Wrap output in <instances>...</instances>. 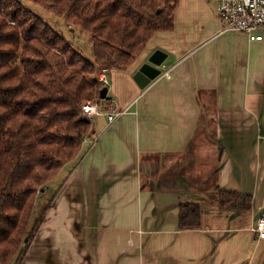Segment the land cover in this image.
Returning a JSON list of instances; mask_svg holds the SVG:
<instances>
[{
	"label": "crops",
	"instance_id": "0c3cea01",
	"mask_svg": "<svg viewBox=\"0 0 264 264\" xmlns=\"http://www.w3.org/2000/svg\"><path fill=\"white\" fill-rule=\"evenodd\" d=\"M177 2L172 31L126 71L108 69L92 141L42 192L17 264H264L252 231L264 213V32L220 31L216 0ZM154 50L161 73L139 88ZM217 188L249 196L250 210L220 209ZM182 203L200 208L198 228L179 229Z\"/></svg>",
	"mask_w": 264,
	"mask_h": 264
},
{
	"label": "trees",
	"instance_id": "16d2710c",
	"mask_svg": "<svg viewBox=\"0 0 264 264\" xmlns=\"http://www.w3.org/2000/svg\"><path fill=\"white\" fill-rule=\"evenodd\" d=\"M27 1L58 18H74L90 36L92 58L75 50L20 0H0V264L18 263L39 226L33 221L37 192L82 152L90 125L78 117L81 105L104 100L99 67L126 71L156 34L174 29L178 4ZM216 191L220 209L250 210L249 196ZM178 221L180 230L198 228L200 208L180 204Z\"/></svg>",
	"mask_w": 264,
	"mask_h": 264
},
{
	"label": "built area",
	"instance_id": "2783aa9c",
	"mask_svg": "<svg viewBox=\"0 0 264 264\" xmlns=\"http://www.w3.org/2000/svg\"><path fill=\"white\" fill-rule=\"evenodd\" d=\"M216 11L221 25L220 31H236L246 34L250 41H260L263 36L259 32H264V0H216ZM168 78V72L162 73ZM97 80L102 87L108 84V78L103 71L99 72ZM98 101L91 100L83 102L80 109V118L87 122H92L98 115ZM105 115L109 122L114 121L119 115L116 111H106ZM86 142L92 140L86 137ZM255 238L264 240V213L260 215L252 227Z\"/></svg>",
	"mask_w": 264,
	"mask_h": 264
},
{
	"label": "rangeland",
	"instance_id": "374dc122",
	"mask_svg": "<svg viewBox=\"0 0 264 264\" xmlns=\"http://www.w3.org/2000/svg\"><path fill=\"white\" fill-rule=\"evenodd\" d=\"M20 2L25 7H27L31 11H33L39 18H41L43 21L48 23L55 32H57L58 34L64 36L69 41V43L72 45V47L75 50L79 51L87 59H91L92 58L90 36H89V34L86 31L79 29V27L77 26L74 18H69L67 16H64V17L62 16V17L58 18V17L54 16L53 14H51V13H49L47 11H44L43 9H41V8H39L37 6L32 5L27 0H20ZM108 69H109V67H107V66L106 67L105 66L104 67L101 66V68L99 67L98 72H97L96 75L98 76L99 72H101V71H103L104 73H107ZM107 86H108V84L106 86H104V87H107ZM78 117H79L80 120H82L79 115H78ZM87 123H89V125L91 124V122H87ZM84 143H86V141H83V144ZM82 151H83V146H82ZM80 155H82V152L74 160H77L80 157ZM63 167L60 169V171H63ZM60 171H59L58 174H60ZM58 174H57V176H58ZM50 184H52V181L48 182L45 185V190L48 189ZM54 184H56V182H53V185ZM56 187H57V185H56ZM43 191L44 190L38 191L37 194H36V200H35V204H34V213H33V221L36 224H39L43 220V216L45 214L44 212L47 210V207H45V209H43V210H41V208H40L42 203L44 202V198L41 197L42 194H43L42 193ZM45 201L47 202L46 199H45ZM33 235L34 234H31V238H32ZM24 246H26V245L24 244ZM23 251H24V249H23ZM21 258H19L18 261H21Z\"/></svg>",
	"mask_w": 264,
	"mask_h": 264
},
{
	"label": "water",
	"instance_id": "95a60500",
	"mask_svg": "<svg viewBox=\"0 0 264 264\" xmlns=\"http://www.w3.org/2000/svg\"><path fill=\"white\" fill-rule=\"evenodd\" d=\"M166 58V54L161 50H154L142 63L133 75V80L139 88H144L161 73L160 66ZM108 88L102 87L100 98L105 99Z\"/></svg>",
	"mask_w": 264,
	"mask_h": 264
}]
</instances>
